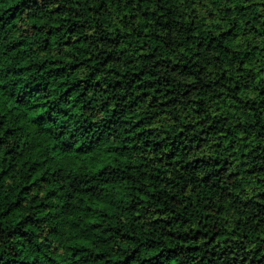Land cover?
<instances>
[{
	"label": "trees",
	"instance_id": "1",
	"mask_svg": "<svg viewBox=\"0 0 264 264\" xmlns=\"http://www.w3.org/2000/svg\"><path fill=\"white\" fill-rule=\"evenodd\" d=\"M0 264H264V0H0Z\"/></svg>",
	"mask_w": 264,
	"mask_h": 264
}]
</instances>
